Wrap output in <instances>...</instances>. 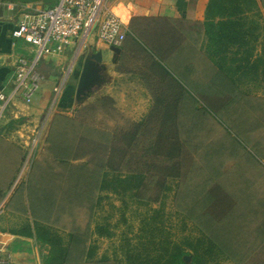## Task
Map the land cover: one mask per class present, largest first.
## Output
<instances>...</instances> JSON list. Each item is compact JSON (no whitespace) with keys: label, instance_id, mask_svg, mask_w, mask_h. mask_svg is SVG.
<instances>
[{"label":"rangeland","instance_id":"rangeland-1","mask_svg":"<svg viewBox=\"0 0 264 264\" xmlns=\"http://www.w3.org/2000/svg\"><path fill=\"white\" fill-rule=\"evenodd\" d=\"M96 42L95 33L89 47L102 49L107 60L108 46L98 48ZM72 58L68 49L50 60L58 75L49 79L45 75L41 89L51 93L38 114L23 115L12 106L2 121L14 117L6 132L30 137L26 160L10 191L13 201H23V206L16 205L11 229L33 228L34 222H40L64 239L74 233L78 238L64 264H118L114 259L124 257L128 241L137 243L142 236L170 238L184 246L201 235L196 228L200 226L232 254L213 264H264V173L259 166L251 168V142L246 134L251 128L250 104L227 88L218 89L214 100L212 93L186 85V98L198 109L171 121L159 117L160 111H150L155 119L140 127L137 141L136 126L103 93L80 107L75 105L83 59L65 85L54 90ZM225 107L237 110V122L228 117L231 112ZM207 114L202 141L199 123ZM133 173L144 177L137 191L117 188V183L101 189L103 175L113 181L112 177ZM98 225L109 227L112 236H97ZM80 241L82 247L95 244L93 261H82ZM20 242L35 252L40 264L45 263L48 247L35 238ZM104 255L111 261L100 262Z\"/></svg>","mask_w":264,"mask_h":264},{"label":"crops","instance_id":"crops-1","mask_svg":"<svg viewBox=\"0 0 264 264\" xmlns=\"http://www.w3.org/2000/svg\"><path fill=\"white\" fill-rule=\"evenodd\" d=\"M257 1L255 12L259 15L252 16L256 22H251V12L247 13L242 24L237 27L228 24L232 28L219 36L221 17L213 18L215 29L207 18L211 0H122L117 12L127 23V36L115 62L113 53L109 54L112 81L99 96L103 93L130 120L129 124L136 126L137 141L140 127L155 119V112L151 116L150 111H160L159 117L171 121L181 113L187 115L188 110L198 109L186 98V85L212 93L214 100L218 89L227 88L235 98L243 97L250 104L247 108L251 111V128L246 134L251 142V168L259 166L264 173V20L261 14L264 6ZM16 22V14L6 11L0 3V86H7L6 90L11 85L16 57L33 54V48L27 43L12 38ZM50 62L45 60L39 67L48 79L58 75L53 73L56 67ZM50 93L41 89L33 104L17 102L13 109L23 115L38 114L40 107L47 105ZM225 110L231 112L226 113L228 117L238 121L237 110L226 107ZM208 116L199 123L202 141ZM7 118L0 127V264L1 261H5L3 264H40L35 252L25 249L20 242V239H31L24 234L26 226L19 230L10 227L15 220L16 205L23 206L21 198L13 201L10 191L26 160L30 137L7 133L6 126L14 117Z\"/></svg>","mask_w":264,"mask_h":264},{"label":"built area","instance_id":"built-area-1","mask_svg":"<svg viewBox=\"0 0 264 264\" xmlns=\"http://www.w3.org/2000/svg\"><path fill=\"white\" fill-rule=\"evenodd\" d=\"M0 3L17 16L12 38L33 48L31 56L16 57L9 90L0 86V125L17 102L29 106L36 100L45 81L39 70L43 61L71 51L72 63L62 83L55 87L58 91L77 62L84 59L93 34L96 33L97 46L105 44L108 48L121 47L127 36V23L117 12L122 0H54L50 7L42 3Z\"/></svg>","mask_w":264,"mask_h":264},{"label":"trees","instance_id":"trees-1","mask_svg":"<svg viewBox=\"0 0 264 264\" xmlns=\"http://www.w3.org/2000/svg\"><path fill=\"white\" fill-rule=\"evenodd\" d=\"M262 5L264 6V0H262ZM255 9H258L257 0H211L207 18L209 25L215 29L216 25L213 23V18L215 16L221 17V20L218 21L219 25H221L218 28V35L221 36L232 28L228 24H236L235 27L242 24L247 19V13L251 12V22H256L252 19V16L259 15V12H255ZM112 178H114L113 181L105 177V175L102 176L100 182L102 190L109 188L108 185L110 184L114 185L117 183V188L123 187L126 190L128 189V191H137L144 181L143 175L138 173L130 174L124 178L119 176ZM34 225L33 228L26 227L24 234L31 239L35 238L41 246L48 247V255L44 264L66 263L72 254V244L78 237L74 233H70L68 238L64 239L47 225L40 222H34ZM196 228L201 231V235L194 237V240H189L184 246L170 238L153 240L144 236L138 237L137 243L128 241L123 258H115L114 260L118 264H213L219 257L232 256L231 252L226 251L221 244L216 242L217 238L215 239L202 232L203 229L200 226H196ZM94 233L99 237H111L113 234L109 227L100 225L96 226ZM78 243L82 247V241ZM141 245L144 246L142 251L140 250ZM151 246H153L152 249H150ZM82 248V251H80V256L83 258L82 261H93L96 254L95 244H85ZM185 257H190V261H186ZM99 261H111V258L104 255Z\"/></svg>","mask_w":264,"mask_h":264},{"label":"water","instance_id":"water-1","mask_svg":"<svg viewBox=\"0 0 264 264\" xmlns=\"http://www.w3.org/2000/svg\"><path fill=\"white\" fill-rule=\"evenodd\" d=\"M6 2H19V3H42L44 5H52L54 0H0ZM109 51L113 53L116 61L121 49L118 47H110ZM110 67L108 61L105 60L102 49L96 50L90 48L85 55L81 67L76 92H75V105L80 107L90 99L99 95L103 88L111 83L112 77L110 76ZM189 261V257H185Z\"/></svg>","mask_w":264,"mask_h":264}]
</instances>
